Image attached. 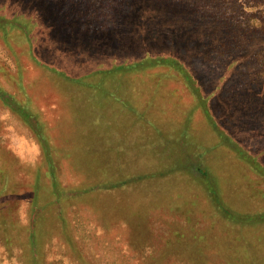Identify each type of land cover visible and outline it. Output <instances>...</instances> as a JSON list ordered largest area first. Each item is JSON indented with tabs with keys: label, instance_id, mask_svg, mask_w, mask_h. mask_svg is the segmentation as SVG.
<instances>
[{
	"label": "rangeland",
	"instance_id": "374dc122",
	"mask_svg": "<svg viewBox=\"0 0 264 264\" xmlns=\"http://www.w3.org/2000/svg\"><path fill=\"white\" fill-rule=\"evenodd\" d=\"M2 16L19 107L0 103V264H264V0H0ZM36 30L75 58L65 77L45 40L32 55ZM145 48L177 53L201 98L127 66Z\"/></svg>",
	"mask_w": 264,
	"mask_h": 264
},
{
	"label": "trees",
	"instance_id": "16d2710c",
	"mask_svg": "<svg viewBox=\"0 0 264 264\" xmlns=\"http://www.w3.org/2000/svg\"><path fill=\"white\" fill-rule=\"evenodd\" d=\"M39 14V13H38ZM55 15L56 12H52L50 14H46L44 18H46V22H48L50 25L52 24V22L55 20ZM43 18V20H44ZM9 20L7 18H5L4 16L0 17V24L2 25H8ZM35 35L38 37L37 41H38V46L36 48L32 49V55L34 57H37L36 54L40 49V39L45 40V43H48V53H49V58L47 57V55H43L45 57V64L48 68V70L52 73V74H56L57 76H62L65 77V75L63 74L66 70H68V64L70 65V67L73 65L71 64L72 61L75 58H72V56L70 55V52H68V50L66 51H61V50H56L55 51V47L50 45L51 44V39L52 41L55 39V37H53L51 34L47 35L46 33L41 34L40 32H35ZM248 37V36H246ZM245 38V41L247 42V38ZM51 38V39H50ZM243 38V37H240ZM249 40H252L249 38ZM64 45H67L66 42H63ZM50 45V46H49ZM210 48V46H208ZM234 49H236L237 47L234 46L232 47ZM35 49V51H34ZM144 49V47H143ZM44 50H42L41 52H43ZM145 53H143V55H141L140 57H138L137 59H135L133 61V64H129L127 66L133 68L132 66H135L134 68H140V67H158V66H163V67H168L169 69H172L176 72H178V74H180L181 76H183L184 81L186 82V84L189 85V87L191 89H194V92L196 93L195 95L200 97V94L198 93L199 90V86L197 85L198 81L197 79L193 80L195 77L193 76V74L191 73V71L187 68V66L185 65V62L181 61L179 56L177 55V53H158V52H152L147 50V48H145ZM86 53H83L82 56L80 57L81 59H86L84 56H86ZM229 55V53H228ZM42 56V55H41ZM77 56V54H76ZM237 56V57H236ZM38 62L39 63H43V59L41 57H38ZM238 59V54L236 53H232L231 52V62ZM77 63H75L74 65H76ZM124 65H120L118 66L116 69H121L123 68ZM264 66V64L262 65ZM124 69V68H123ZM126 69V68H125ZM113 70H115L113 68ZM109 71V70H108ZM107 73H112V71H109ZM261 75H264V73H259ZM198 93V94H197ZM198 99V98H197ZM0 103L10 107L11 110H17V108L19 107L17 105V103L15 102V100L13 99V96L8 94L6 91H4L2 89V87L0 86ZM28 116V120L30 121L29 123L33 126V128L36 130V133L38 134V136H40V138H44V136L42 135L40 128L38 126V122L36 121V119L34 118V116L31 115H27ZM45 139V138H44ZM234 149L236 151H238V154L241 155L242 157H245V152L242 149H237V147L234 145ZM256 166L262 170V174L264 175V167H262L259 164H256ZM186 169L191 173V174H197L199 176H202V178L207 182L208 179L210 178V175L208 174V172H202V168L201 166L198 165L197 161H190L186 167ZM52 177L54 176L53 173H51ZM209 182V181H208ZM215 187L211 186V191L215 192ZM35 213V212H33Z\"/></svg>",
	"mask_w": 264,
	"mask_h": 264
}]
</instances>
